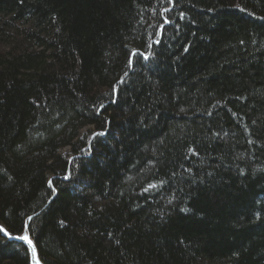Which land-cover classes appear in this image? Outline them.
Wrapping results in <instances>:
<instances>
[{"label":"trees","instance_id":"trees-1","mask_svg":"<svg viewBox=\"0 0 264 264\" xmlns=\"http://www.w3.org/2000/svg\"><path fill=\"white\" fill-rule=\"evenodd\" d=\"M0 222L47 264H264V0H0Z\"/></svg>","mask_w":264,"mask_h":264},{"label":"snow or ice","instance_id":"snow-or-ice-1","mask_svg":"<svg viewBox=\"0 0 264 264\" xmlns=\"http://www.w3.org/2000/svg\"><path fill=\"white\" fill-rule=\"evenodd\" d=\"M167 22L168 21H165V23H167ZM113 91H115V88L113 89ZM51 184H52V181L50 180L49 181V185L51 186ZM28 219L31 220L32 217H29ZM61 224H63V221H61ZM0 233H4V235H10L3 226H0ZM17 238L20 239V240L26 241L29 244V246L32 248V261H33V264H40V262H39V260H38V258L36 256V249H35V247L32 246V241L28 238V236L27 235H23V236H20V237H17Z\"/></svg>","mask_w":264,"mask_h":264},{"label":"bare ground","instance_id":"bare-ground-1","mask_svg":"<svg viewBox=\"0 0 264 264\" xmlns=\"http://www.w3.org/2000/svg\"><path fill=\"white\" fill-rule=\"evenodd\" d=\"M0 225H4L2 222H0ZM5 226V225H4ZM26 227H27V225L24 227V229H23V231L25 230V232H26V234L31 238V236L29 235V233L27 232V230H26ZM7 229V228H6ZM8 230V229H7ZM22 231V232H23ZM22 232H20V233H16V234H21ZM11 233V232H10ZM13 234H15V233H13ZM1 235V234H0ZM2 236V235H1ZM3 237V236H2ZM3 238H5V237H3ZM6 240H8V241H13V242H17V243H20V244H22L24 247H25V250H26V252H27V261H28V264H33V261H32V248L30 247V246H28L27 244H25L23 241H19V240H9V239H7V238H5ZM32 239V238H31ZM32 241L34 242V240L32 239ZM34 244H35V242H34ZM35 246H36V244H35ZM35 249H36V255H38L39 256V253H38V249H37V246L35 247ZM39 261H41L43 264H47V263H45V262H43L41 259H40V257H39Z\"/></svg>","mask_w":264,"mask_h":264},{"label":"water","instance_id":"water-1","mask_svg":"<svg viewBox=\"0 0 264 264\" xmlns=\"http://www.w3.org/2000/svg\"><path fill=\"white\" fill-rule=\"evenodd\" d=\"M0 226H3L5 229H6V227L4 226V225H0ZM7 230V229H6ZM7 232L10 234V235H4V233H0L3 237H5V238H7V239H9V240H19V241H23L25 244H27L28 246H29V244L26 242V241H24V240H20V239H18L17 237H20V236H23V235H27L26 234V232H25V230L21 233V234H13V233H10L8 230H7ZM28 236V235H27ZM28 238L32 241V239L28 236ZM32 246L33 247H36L35 246V244H34V242L32 241ZM37 256V258H38V260H39V256L38 255H36ZM40 262V264H43L41 261H39Z\"/></svg>","mask_w":264,"mask_h":264}]
</instances>
